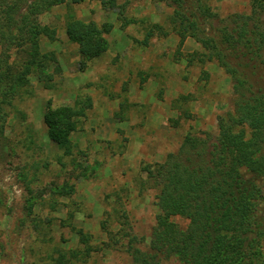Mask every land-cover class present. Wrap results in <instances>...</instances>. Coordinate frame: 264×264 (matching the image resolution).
Returning a JSON list of instances; mask_svg holds the SVG:
<instances>
[{
	"label": "rangeland",
	"instance_id": "obj_1",
	"mask_svg": "<svg viewBox=\"0 0 264 264\" xmlns=\"http://www.w3.org/2000/svg\"><path fill=\"white\" fill-rule=\"evenodd\" d=\"M205 1L219 15L215 26L253 9V0ZM172 2L117 0L111 8L68 0L38 17L55 33L42 34L41 49L54 53L49 70H58L50 87L29 76L1 111L0 264H130L131 245L148 247L159 208L146 166L178 151L189 133L216 134L236 99L224 69L175 31ZM71 17L109 24L108 51L84 59L66 32ZM86 97L91 107L66 155L50 138L45 113Z\"/></svg>",
	"mask_w": 264,
	"mask_h": 264
},
{
	"label": "trees",
	"instance_id": "obj_2",
	"mask_svg": "<svg viewBox=\"0 0 264 264\" xmlns=\"http://www.w3.org/2000/svg\"><path fill=\"white\" fill-rule=\"evenodd\" d=\"M67 1L0 0V118L4 104L29 85V76L52 86L58 69L49 68L56 56L42 51L41 36L55 33L41 29L38 17ZM172 1L175 31L182 41L191 37L200 43L207 59L224 69L236 99L233 109L218 117L216 134L189 133L178 151L146 166L158 189L159 212L148 247H129L130 264H264V17L258 12H264V0H253L251 14L222 18L218 26L213 19L219 15L205 0ZM102 3L118 6L117 0ZM110 31L109 24L75 17L66 24L84 59L108 51ZM89 106L86 97L45 113L48 134L66 155L74 151L71 135ZM67 189L63 193L72 187ZM29 205L31 213L33 201ZM174 216L187 218L188 226L179 227Z\"/></svg>",
	"mask_w": 264,
	"mask_h": 264
},
{
	"label": "crops",
	"instance_id": "obj_3",
	"mask_svg": "<svg viewBox=\"0 0 264 264\" xmlns=\"http://www.w3.org/2000/svg\"><path fill=\"white\" fill-rule=\"evenodd\" d=\"M171 111V110H170ZM164 114V113H163Z\"/></svg>",
	"mask_w": 264,
	"mask_h": 264
}]
</instances>
